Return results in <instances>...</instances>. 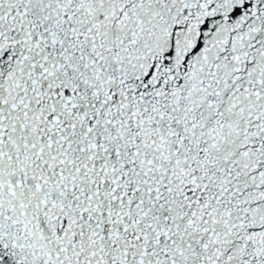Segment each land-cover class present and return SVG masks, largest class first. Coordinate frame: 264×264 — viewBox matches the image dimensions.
<instances>
[{
  "label": "snow or ice",
  "instance_id": "obj_1",
  "mask_svg": "<svg viewBox=\"0 0 264 264\" xmlns=\"http://www.w3.org/2000/svg\"><path fill=\"white\" fill-rule=\"evenodd\" d=\"M0 264H264V0H0Z\"/></svg>",
  "mask_w": 264,
  "mask_h": 264
}]
</instances>
